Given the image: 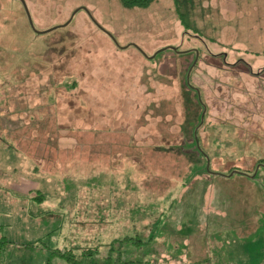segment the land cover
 <instances>
[{"label":"rangeland","instance_id":"obj_1","mask_svg":"<svg viewBox=\"0 0 264 264\" xmlns=\"http://www.w3.org/2000/svg\"><path fill=\"white\" fill-rule=\"evenodd\" d=\"M186 1L0 0V264H264V0Z\"/></svg>","mask_w":264,"mask_h":264},{"label":"trees","instance_id":"obj_2","mask_svg":"<svg viewBox=\"0 0 264 264\" xmlns=\"http://www.w3.org/2000/svg\"><path fill=\"white\" fill-rule=\"evenodd\" d=\"M119 3L123 6H126V7H132V6H144L146 4H148L151 0H118ZM176 3H180V4H183L184 2H187L186 0H174ZM183 2V3H182ZM168 47L167 45H165L163 48H166ZM176 47L174 46L173 49H175ZM176 50V49H175ZM177 51V50H176ZM179 51V50H178ZM179 52H182V51H179ZM186 81V79H185ZM185 85L189 87V85L186 84L185 82ZM195 129H196V126H195ZM197 130V129H196ZM195 139V140H194ZM198 135L195 133V134H192V138L191 140L189 141L188 144L190 145H193L196 147L195 144H197V146L199 147L198 145ZM198 150V153L199 155H202L204 160L207 159L208 160H211V155H209L207 152H204L202 149L197 148ZM262 161V158H260L259 160H257V162L255 163L254 165V168L252 170V173H251V176H257L258 174V171H259V168H263L264 167V162H259V161ZM209 162V161H208ZM208 162L206 164V167L204 166V169L203 171H206L208 173H211V174H222V175H227L223 172H219V171H215V170H211L209 169L208 167ZM229 171V170H228ZM232 173H241V174H248L247 172L245 171H239V170H236V169H231L230 170ZM229 171V172H230ZM52 230V229H51ZM47 231L45 235L49 234V232L51 231ZM43 236V237H44ZM152 238V235H149L147 236L146 239H141L139 236H133V235H124L123 237L121 238H118L117 241L118 243H126V244H141V243H147L149 241V239ZM42 236L38 237L37 239H35L34 241H30V243H34L36 240L42 242ZM8 239L7 238H4V237H0V243H4V242H7ZM113 250V247L110 246L109 247V250H108V253L106 255H104L103 258H105V261H102L100 263L98 262H95V264H138L140 261L136 258V259H131V258H122L120 257V252L116 253L117 255L115 257H113L111 255V251ZM89 250H87L86 252H82L81 255H88ZM58 252V251H56ZM58 254L60 255H65L66 258L72 263V264H84L81 260H79L78 258H75L74 257V254L72 252L68 253V254H65L64 251H59Z\"/></svg>","mask_w":264,"mask_h":264},{"label":"water","instance_id":"obj_3","mask_svg":"<svg viewBox=\"0 0 264 264\" xmlns=\"http://www.w3.org/2000/svg\"><path fill=\"white\" fill-rule=\"evenodd\" d=\"M23 9H24V12H25V15H26V18H27V21L29 23V25L32 27V23H31V19H30V16H29V13H28V10H27V7H26V4L24 2V0H19ZM76 10V9H75ZM74 10V11H75Z\"/></svg>","mask_w":264,"mask_h":264}]
</instances>
